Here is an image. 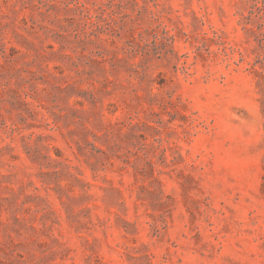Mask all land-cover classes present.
Segmentation results:
<instances>
[{
  "label": "rangeland",
  "instance_id": "rangeland-1",
  "mask_svg": "<svg viewBox=\"0 0 264 264\" xmlns=\"http://www.w3.org/2000/svg\"><path fill=\"white\" fill-rule=\"evenodd\" d=\"M0 264H264V0H0Z\"/></svg>",
  "mask_w": 264,
  "mask_h": 264
}]
</instances>
